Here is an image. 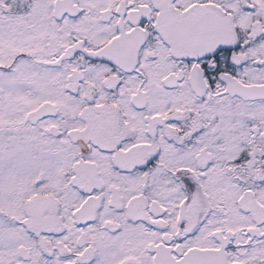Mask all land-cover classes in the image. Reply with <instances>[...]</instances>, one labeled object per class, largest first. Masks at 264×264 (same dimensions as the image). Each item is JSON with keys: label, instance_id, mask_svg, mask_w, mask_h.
Listing matches in <instances>:
<instances>
[{"label": "snow or ice", "instance_id": "1", "mask_svg": "<svg viewBox=\"0 0 264 264\" xmlns=\"http://www.w3.org/2000/svg\"><path fill=\"white\" fill-rule=\"evenodd\" d=\"M0 264H264V0H0Z\"/></svg>", "mask_w": 264, "mask_h": 264}]
</instances>
